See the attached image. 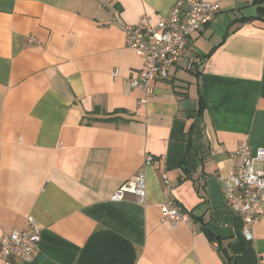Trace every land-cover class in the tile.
<instances>
[{"label": "crops", "instance_id": "0c3cea01", "mask_svg": "<svg viewBox=\"0 0 264 264\" xmlns=\"http://www.w3.org/2000/svg\"><path fill=\"white\" fill-rule=\"evenodd\" d=\"M207 1L218 11L142 103L124 26L155 25L175 0H0V238L40 226L34 257L8 261L264 264V204L247 240L220 179L241 142L264 148V14H245L262 0ZM139 169L146 204L111 200ZM168 195L189 213L176 227Z\"/></svg>", "mask_w": 264, "mask_h": 264}, {"label": "built area", "instance_id": "2783aa9c", "mask_svg": "<svg viewBox=\"0 0 264 264\" xmlns=\"http://www.w3.org/2000/svg\"><path fill=\"white\" fill-rule=\"evenodd\" d=\"M218 9L216 3L207 0H175L170 12L155 25L150 24L144 15L136 25L124 26L127 46L143 59V68L136 76L127 79L131 88L142 90L140 102H146L156 81L168 77V67L180 56L188 37L201 25L208 23ZM112 75L116 76L117 70ZM234 156L238 158L237 169L220 177L222 190L227 203L242 220V235L251 240L253 227L264 204V172L256 170L253 162L264 158V148L258 149L256 157H252L248 145L241 142ZM150 160V156L145 157V163ZM162 178L165 187L171 192L166 174ZM124 191L132 192L137 203L146 204L145 173L142 169L126 180L110 199L120 200ZM161 214V220L169 222L172 227L189 219L188 211L171 195L161 205ZM27 219L30 229H13L0 238L2 264H12L8 261L11 255L26 261L34 257L40 240V226L32 217Z\"/></svg>", "mask_w": 264, "mask_h": 264}, {"label": "trees", "instance_id": "16d2710c", "mask_svg": "<svg viewBox=\"0 0 264 264\" xmlns=\"http://www.w3.org/2000/svg\"><path fill=\"white\" fill-rule=\"evenodd\" d=\"M264 14V0H262V4H258V6H257V15L255 16V18H259V17H261L262 15ZM244 19H249V18H244ZM200 100L201 101H199L200 102V104L202 105V98L200 97ZM114 117H108V119H113ZM201 228L203 229V230H205V232L208 234V235H210V237L211 238H213L214 236H213V234H212V232L209 230V229H207V228H205V226H202L201 225Z\"/></svg>", "mask_w": 264, "mask_h": 264}, {"label": "rangeland", "instance_id": "374dc122", "mask_svg": "<svg viewBox=\"0 0 264 264\" xmlns=\"http://www.w3.org/2000/svg\"><path fill=\"white\" fill-rule=\"evenodd\" d=\"M256 12H257V10H256L255 7L253 9H247V10H245V14L256 13Z\"/></svg>", "mask_w": 264, "mask_h": 264}]
</instances>
